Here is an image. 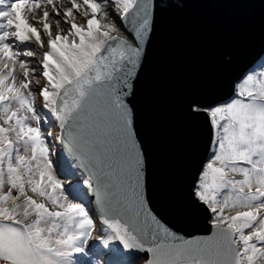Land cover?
Instances as JSON below:
<instances>
[{"label": "snow or ice", "instance_id": "obj_1", "mask_svg": "<svg viewBox=\"0 0 264 264\" xmlns=\"http://www.w3.org/2000/svg\"><path fill=\"white\" fill-rule=\"evenodd\" d=\"M159 8L0 0V264H264V66L223 105L190 106L214 129L192 187L211 234L178 235L149 207L128 97Z\"/></svg>", "mask_w": 264, "mask_h": 264}, {"label": "water", "instance_id": "obj_2", "mask_svg": "<svg viewBox=\"0 0 264 264\" xmlns=\"http://www.w3.org/2000/svg\"><path fill=\"white\" fill-rule=\"evenodd\" d=\"M159 4L128 97L145 156L146 195L154 214L178 235L206 236L209 215L194 203L192 187L211 155L214 129L190 106L230 100L235 85L262 59L264 0ZM121 28V36L134 42ZM147 258L139 259L145 264Z\"/></svg>", "mask_w": 264, "mask_h": 264}, {"label": "rangeland", "instance_id": "obj_3", "mask_svg": "<svg viewBox=\"0 0 264 264\" xmlns=\"http://www.w3.org/2000/svg\"><path fill=\"white\" fill-rule=\"evenodd\" d=\"M112 19H113V22L116 24L117 28L119 29V34L123 35V34H124V31H123L122 28H121V22H120V20H119L118 18H116V17H113ZM77 22H78V23H81V24H85V23H86V19H85L83 16L77 15ZM62 27H65V30H67V25H64L63 22H62ZM261 66H264V57H263V59H262L257 65H256V67H254L253 69H251L250 71H248L246 74H250V73H252L254 70H262V67H261ZM246 74H245V75H246ZM245 75H244V76H245ZM239 82H240V81H239ZM239 82H238V83H239ZM41 83H43V81H41ZM238 83H237V84H238ZM228 101H229V100H228ZM228 101H226V102H228ZM226 102H224V103H226ZM224 103L219 104V105H223ZM217 106H218V105H217ZM51 130H52L53 134H56V133L59 132L58 127L55 126V125L52 127ZM43 131H45V132L47 131V129L45 128V126H44V128H43ZM56 150L59 152V146H58V145L56 146ZM207 161H208V160H207ZM57 176H58L60 179L65 180V191H66V192L68 191V183H69V182H73V183L75 182V180H74L73 178H66L65 175L62 174V173L60 172V170H57ZM69 198H70V199L72 198V195H71V194H69ZM77 202H82V201H77ZM86 207L91 208V206L88 205V204H86ZM232 214H235V213L233 212ZM93 218L95 219L96 216L94 215ZM94 235H96V236H99V235H100V232H99V225H97V231L94 233ZM89 243H90V246H93V247H95L96 245H98V242H96V244H94L92 241H90ZM99 247H100V248H103L102 245H99ZM96 258L98 259L99 264H107L108 257H107L106 255H99V256H96ZM136 264H142V259H139V260L137 259Z\"/></svg>", "mask_w": 264, "mask_h": 264}, {"label": "bare ground", "instance_id": "obj_4", "mask_svg": "<svg viewBox=\"0 0 264 264\" xmlns=\"http://www.w3.org/2000/svg\"><path fill=\"white\" fill-rule=\"evenodd\" d=\"M37 108H38V110H39V98H38V100H37ZM41 126H43V121H41ZM43 129V128H42ZM59 129V128H58ZM57 154H59V152L57 151Z\"/></svg>", "mask_w": 264, "mask_h": 264}, {"label": "clouds", "instance_id": "obj_5", "mask_svg": "<svg viewBox=\"0 0 264 264\" xmlns=\"http://www.w3.org/2000/svg\"><path fill=\"white\" fill-rule=\"evenodd\" d=\"M257 64H258V63H257ZM257 64H256V65H257ZM256 65H255V66H256ZM255 66H254V67H255Z\"/></svg>", "mask_w": 264, "mask_h": 264}]
</instances>
